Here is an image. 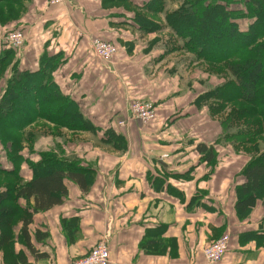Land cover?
Wrapping results in <instances>:
<instances>
[{"label": "crops", "instance_id": "crops-1", "mask_svg": "<svg viewBox=\"0 0 264 264\" xmlns=\"http://www.w3.org/2000/svg\"><path fill=\"white\" fill-rule=\"evenodd\" d=\"M161 1L162 5L158 0H65L58 5H48L47 0L0 1L23 8L19 21L10 19L9 26L19 27L26 39L21 52L9 55L0 44V67L6 77L36 71L49 60V82L73 103V112L81 117L76 120L83 121L72 128L34 117L14 128L17 133L12 131L4 144H11L19 133L26 142L37 121L38 127L47 124L51 134L33 142L39 148L44 144L48 158L84 169L90 178L82 189L65 177L67 193L61 202L32 214L27 225L32 248L24 244L18 213L10 244L0 247V264H73L105 234L108 264H207L203 248L226 233L227 251L215 264H264V198L256 199L247 216L240 218L235 208L239 169L234 158L220 161L222 149L236 152L234 138L214 144L215 136H206L203 129L186 133L188 120H194L174 119L173 101H163L156 92L154 120L144 123L128 111L130 100L142 93V74L141 65L129 67L125 62L141 60L134 48L151 35L138 20L167 28L166 11L180 5ZM4 33L0 30V42ZM93 36L119 45L118 56L112 61L94 56ZM147 54L143 58L148 59ZM121 119L125 125L119 127ZM198 144L212 148L211 161L196 149ZM10 146L7 156L14 161ZM25 146L16 152L21 163L15 173L21 182L15 185L28 182L33 176L31 161L41 159L40 152L22 151ZM15 203L32 206L31 199L22 197Z\"/></svg>", "mask_w": 264, "mask_h": 264}, {"label": "rangeland", "instance_id": "rangeland-1", "mask_svg": "<svg viewBox=\"0 0 264 264\" xmlns=\"http://www.w3.org/2000/svg\"><path fill=\"white\" fill-rule=\"evenodd\" d=\"M167 1L170 2L169 0ZM172 1L176 5L182 2L181 0ZM245 1L246 0H201L199 5L204 7L220 6L217 7L216 10L221 13H225V15L222 16V21L224 19L226 20V14H228V22L233 25L236 24L235 27L238 28V30L247 32L249 23L251 22L249 15L253 12L251 8L247 7ZM173 3L171 4L172 8L174 5ZM224 5L227 6V8H225ZM196 10H198V6L196 7ZM22 12L23 8L21 7L0 4V30L3 33H6L8 30L12 31L14 29H19V27L11 28L9 25H12L14 21H19V19H16L20 18ZM214 15V18L209 20L210 22L208 21L209 26H206V30L210 28V25L215 27V30H218V33L215 35L212 33L210 34V30H208V38L211 42L220 38L225 39L227 36L225 26L221 23V18L218 17L217 13ZM10 19H12L13 22ZM157 20H159L158 16ZM145 24L149 28L148 31H151V35L147 36L145 39H142L140 45L135 46V51H133L136 54H140L141 60L139 62H136L135 60V62H125L126 65L129 64V67H131L133 64L134 66H137V63L138 65H141L142 82L140 84V88L142 93L138 99L135 98L134 100H152L153 93L156 92L158 98H162L163 101L165 99L173 101L174 109L172 114L174 119L190 117V119L194 120L193 122L188 120L190 126L186 127V133H195L194 128H197V130L203 129V134L206 136H215L216 139L213 140L214 144H216L218 141L220 143H224L228 136H230L231 139L233 137L234 139L231 140V144H233L234 151L236 150V152L234 154L233 152L228 154L226 150L222 149L224 153L220 151V161L223 162L230 159L232 160L234 158V167L239 169L238 181L240 179L242 181V172L245 166L251 160L257 158L260 153H264V128L262 126L263 117L258 116L260 113L258 105L246 104L241 100L239 93L237 94V92H239V87L237 84H235L232 75L225 67V63H214L205 60H197L193 53H191L193 58L191 60L189 57L191 55H186L187 53L184 52L186 50L183 49L184 42L186 41L184 37L176 35L174 30L168 25L167 28H165L161 27V25L156 26L150 21L144 22V25ZM162 24L164 23L162 22ZM197 24L198 23H196V25ZM164 26L166 25L164 24ZM197 29H199V27H197ZM257 31L258 35H260V29ZM5 33L4 36L1 37L0 42L2 45V50L7 51L10 49L15 52H21L23 45L16 47L9 44V48L6 47V43L3 41L5 38ZM196 33V35H200L203 32L198 30ZM258 37L260 39L255 40L256 43L264 41V38H262L261 41V37ZM94 38L101 39L99 36H93L91 39ZM114 45L117 49V53L113 55V59H115L119 54L118 52H120V46H117V44ZM146 53H148V59L143 58ZM158 54H160L161 57ZM94 56H92V58H94ZM262 57V60H264V55ZM60 65L61 64L59 62L58 67H60ZM142 65L144 66L145 70L142 68ZM17 74L18 72L13 73L11 77H6L4 68H0V99L4 94L3 90L8 88V86H12V82L17 80ZM20 86L21 91L19 92V98L26 102L23 107H27L34 96L31 92L24 89V86ZM11 110L7 112L6 117V113L2 114V118L5 117V119H3L5 120L4 122L9 123V126L4 125V122L2 124L8 129L11 124H15V127L19 128L22 125L18 126L16 123H26V120H23L24 112L26 113L25 116L28 115V112L29 114L31 113V115L33 113L34 118L37 111V109H31V107L30 109H23V111L19 110L18 108H12ZM39 112L43 113L44 109H41V111L39 110ZM41 115L42 116L37 115L35 119L40 117L43 118L44 115ZM45 119L49 120L46 117ZM10 121H13L14 123H11ZM37 122L36 125L34 124L32 129L34 133L29 136V140H26V142L22 140L21 133H19L14 135V141L11 140V144L5 145V138L11 135L12 131H14L13 133L16 134L17 130L14 129L13 126H11V130L9 129L10 131L8 132H3L2 129H0V190H9L12 185L21 182V176L19 177L18 173H15V171H18V164L21 163L20 157L16 153L17 151H20L21 146L26 145L24 147L26 149H22V151L25 150L26 153L30 152L31 154L32 152L34 154H39L40 152L41 154L48 151V149H45L44 144H42L39 148V143L33 142L38 137H40V135H43L47 132L49 135L51 134L47 124L38 127L37 125L39 123ZM43 137H40L41 141H45V138L43 139ZM27 144L29 145L27 146ZM8 146H10V149L14 151V155H12L13 158H15L14 161L9 160L7 156ZM48 147L49 146H47V148ZM38 160H40V158ZM31 162L36 161L32 160ZM229 166L233 165L231 164ZM7 173H11L14 176ZM226 245L228 247V240ZM226 251L227 248L222 258L224 257ZM204 259L206 260L207 264H215L221 261L220 260L218 262L211 263L205 256Z\"/></svg>", "mask_w": 264, "mask_h": 264}, {"label": "trees", "instance_id": "trees-1", "mask_svg": "<svg viewBox=\"0 0 264 264\" xmlns=\"http://www.w3.org/2000/svg\"><path fill=\"white\" fill-rule=\"evenodd\" d=\"M181 1L177 9L167 12L165 16L167 25L174 30L176 35L186 39L183 49L193 53L197 60L225 63V67L232 75L235 84L239 87L237 94L239 93L241 100L246 104L258 105L260 110L258 116L263 117L262 126L264 128V60H262L264 55V41H262V38H264V0L245 1L247 7L251 8L253 12L249 15L251 22L247 32L238 30L235 27L236 24L233 25L228 22V14H226V20L224 19L223 22L222 16L225 13L216 10L220 6L204 7L199 5L201 0ZM158 5H162L161 0H158ZM197 6L198 10H196ZM215 13L221 18V23L225 26L227 36L225 39L220 38L211 42L208 38V30L213 35L217 34L218 30H215V27L211 25L206 30V26H209V20L214 18ZM138 21L141 23L142 28L149 29L146 24V26L144 25V22H148L147 20L140 18ZM196 23L198 24L196 25ZM258 29H260V35H258ZM198 30L204 34L196 35ZM258 36L261 37L262 42L256 43L255 40L260 39ZM6 53L7 55L13 54V51L9 49ZM42 62L36 71H25L22 74L18 72L17 80L12 82V86H8L0 99V120L5 119L7 112L12 108H18L23 111V109H30V107L31 109H36L35 107L39 106L37 111L35 110L36 116H42L41 114H43L44 117L59 125L64 122L69 127H76V122H83L82 120H76V117L81 119L80 114L75 109V113L73 112V103L68 101L49 82L47 70L51 69V67H48L50 61L46 60L43 64ZM44 80L45 83L43 84ZM20 85L24 86L23 88L34 96L29 103L30 106L23 107L26 102L19 98ZM59 103L64 104L57 108ZM41 109H44L43 113L39 112ZM3 113H6L4 118H2ZM23 114V120H26V122L33 118V113L31 115L28 112L27 116H25V112ZM73 116L75 118H72ZM4 121H0V124ZM16 124L18 126L22 125L21 123ZM4 125H0V129L6 132L8 128L4 127ZM12 126L17 128L15 124ZM77 127L82 128L83 125ZM109 132H112V130L110 129ZM196 149L200 152H205L207 161H211L215 156L212 148L204 144H198ZM41 154L40 161L38 160V162L31 164L33 176L28 182L19 185L14 184L10 189L8 188L10 191L0 190V247L10 244L12 223L15 216L20 213L22 222L21 236L24 239V244L32 248L27 234V225L31 222L32 214L61 202L63 195L67 193L63 182L65 177L76 181L82 189H86L90 181L86 170L64 166L61 164L62 161L48 158L47 153ZM242 176L243 180L237 185L235 202L236 212L240 218L247 216L256 199L264 198V153H260L257 158H254L245 166ZM18 197L26 200L31 199L32 206L26 205L23 208L16 205L15 202ZM36 233L35 237L37 238Z\"/></svg>", "mask_w": 264, "mask_h": 264}, {"label": "built area", "instance_id": "built-area-1", "mask_svg": "<svg viewBox=\"0 0 264 264\" xmlns=\"http://www.w3.org/2000/svg\"><path fill=\"white\" fill-rule=\"evenodd\" d=\"M65 0H47L48 5H56L64 2ZM5 39L12 45L19 47L23 45L25 40L24 33L19 29L8 31ZM90 47L91 52L101 60H110L117 49L114 43L110 40L94 38L91 39ZM128 111L130 116L142 122L154 120L156 117L157 106L152 100H130ZM117 125L122 127L125 125L124 120H118ZM107 236L105 234L100 238L90 251L83 257L77 259L73 264H108L109 252L107 246ZM228 235H222L215 241L207 244L203 249L204 256L211 262L215 263L221 260L227 245Z\"/></svg>", "mask_w": 264, "mask_h": 264}, {"label": "bare ground", "instance_id": "bare-ground-1", "mask_svg": "<svg viewBox=\"0 0 264 264\" xmlns=\"http://www.w3.org/2000/svg\"><path fill=\"white\" fill-rule=\"evenodd\" d=\"M6 34H7V32L5 33V37H6ZM5 39V38H4Z\"/></svg>", "mask_w": 264, "mask_h": 264}]
</instances>
